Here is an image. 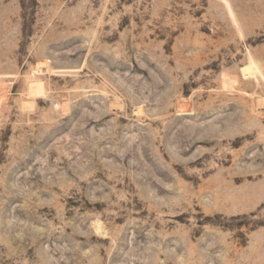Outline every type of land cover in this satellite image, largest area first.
<instances>
[{"label": "rangeland", "instance_id": "obj_1", "mask_svg": "<svg viewBox=\"0 0 264 264\" xmlns=\"http://www.w3.org/2000/svg\"><path fill=\"white\" fill-rule=\"evenodd\" d=\"M0 104V264H264V0H0Z\"/></svg>", "mask_w": 264, "mask_h": 264}, {"label": "bare ground", "instance_id": "obj_2", "mask_svg": "<svg viewBox=\"0 0 264 264\" xmlns=\"http://www.w3.org/2000/svg\"><path fill=\"white\" fill-rule=\"evenodd\" d=\"M243 77H250V76H255L256 75V72L253 70V66H247L245 68H243ZM251 78V77H250ZM257 78V77H256ZM253 79V78H252ZM237 81L232 78V77H229V76H225L222 80V86H221V89L223 91H226V92H230L231 89L233 88V86L235 85ZM235 87V86H234ZM1 106V104H0ZM60 109L63 113H66L68 110H69V105L68 104H62L60 106ZM1 113V112H0ZM103 225H101L100 223L96 222L95 224V228L96 230L101 233V234H106V231L105 229L102 227Z\"/></svg>", "mask_w": 264, "mask_h": 264}]
</instances>
